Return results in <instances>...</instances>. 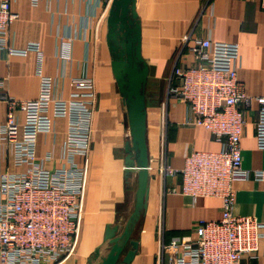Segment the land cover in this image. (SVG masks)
Returning <instances> with one entry per match:
<instances>
[{"label": "crops", "instance_id": "crops-1", "mask_svg": "<svg viewBox=\"0 0 264 264\" xmlns=\"http://www.w3.org/2000/svg\"><path fill=\"white\" fill-rule=\"evenodd\" d=\"M111 3L112 0H13L10 9L17 16L0 34V94L19 101L37 99L42 77H48L50 98L68 100L73 93H81L80 99H86L90 109V149L79 234L73 253L57 264H88L96 248L103 254L105 228L123 227L134 205L136 173L126 172L124 162L127 109L111 65L117 53L111 46L118 47L121 36L116 25L110 32L107 15ZM134 11L140 25V52L148 66L144 101L151 161L147 208L131 234L137 248L128 264H159L161 228L165 241L193 236L195 221L217 220L221 210L220 198L192 199L180 193L179 175L160 181L154 172V161L178 169L192 150L220 149V142L210 131L184 125L185 104L166 95L179 51L178 66L193 63L182 39L189 35L187 44L199 37L237 43V78L244 92L264 95V9L259 0H135ZM30 43L36 44L37 50L28 47ZM11 48L27 50L17 54L10 52ZM79 79H90L92 86L77 87L73 82ZM171 82L176 83V78L172 77ZM256 109L252 102L240 139L241 167L248 176L234 180L232 188L233 212L255 217L261 236L255 257L244 253L240 264H264V179L254 176L255 171H264V148L256 142ZM6 113L7 105L0 100V125L5 123ZM13 113L21 129L24 112L15 108ZM68 126L67 116L51 115L50 130L36 135L35 155L44 168L61 166ZM74 158L82 165L81 157ZM26 167L25 163H14L12 154L0 143V173H20Z\"/></svg>", "mask_w": 264, "mask_h": 264}, {"label": "built area", "instance_id": "built-area-1", "mask_svg": "<svg viewBox=\"0 0 264 264\" xmlns=\"http://www.w3.org/2000/svg\"><path fill=\"white\" fill-rule=\"evenodd\" d=\"M12 1L0 0V34L17 16L10 9ZM259 3L264 9V0ZM188 40L190 36H184L182 45L191 54L193 63L188 67L178 66L179 51L166 95L185 104L187 117L183 124L210 131L220 142V149L192 150L178 169L154 161V172L160 181L179 175L180 193L192 199L220 198L221 210L217 220L195 221L193 236L165 241L161 228L159 264H240L244 253L255 257L261 234L255 217L233 212L232 183L248 176L241 167L240 139L246 125V111L252 102L257 105L254 121L257 146L264 148V95L244 92L237 78V43L208 37L194 38L187 44ZM28 47L37 50L36 44L30 43ZM26 50L9 49L17 54ZM172 77L176 83L171 82ZM73 83L77 87L92 86L90 79ZM49 87L50 78L42 77L37 99L19 101L0 94V100L7 105L5 123L0 125V143L12 154L14 163L27 165L20 173H0L2 264H57L76 247L86 184L90 109L87 100L80 99L81 93H73L68 100H54L50 98ZM15 108L24 112L21 129L13 113ZM51 115L67 116L69 126L61 166L46 169L35 155V138L39 132L50 130ZM75 156L83 159L82 165L75 161ZM150 161L149 158V165ZM254 176L264 179V171H255Z\"/></svg>", "mask_w": 264, "mask_h": 264}, {"label": "water", "instance_id": "water-1", "mask_svg": "<svg viewBox=\"0 0 264 264\" xmlns=\"http://www.w3.org/2000/svg\"><path fill=\"white\" fill-rule=\"evenodd\" d=\"M135 0H112L107 22L121 30L119 46L111 48L117 53L111 61L114 66L122 99L127 109L128 139L125 142L124 162L126 172L135 171L136 190L133 209L123 227L118 225L105 228V252L96 248L88 259V264H128L137 248L131 239L133 229L147 208L150 173L149 156L146 142V108L144 85L148 66L140 52V25L134 11ZM117 35V34H116ZM130 248L126 249V245Z\"/></svg>", "mask_w": 264, "mask_h": 264}, {"label": "rangeland", "instance_id": "rangeland-1", "mask_svg": "<svg viewBox=\"0 0 264 264\" xmlns=\"http://www.w3.org/2000/svg\"><path fill=\"white\" fill-rule=\"evenodd\" d=\"M166 91H167V89H166ZM89 136H91V131H90V135H89ZM89 149H90V142H89ZM89 149H88V150H89ZM87 154H88V153H87ZM86 157H87V155H86ZM85 172H86V177H85V182H86V179H87V169H86Z\"/></svg>", "mask_w": 264, "mask_h": 264}]
</instances>
